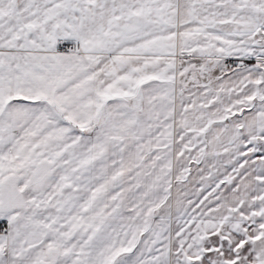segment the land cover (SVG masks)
I'll return each mask as SVG.
<instances>
[{"label":"snow or ice","instance_id":"snow-or-ice-1","mask_svg":"<svg viewBox=\"0 0 264 264\" xmlns=\"http://www.w3.org/2000/svg\"><path fill=\"white\" fill-rule=\"evenodd\" d=\"M0 264H264V0H0Z\"/></svg>","mask_w":264,"mask_h":264}]
</instances>
